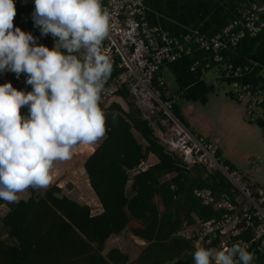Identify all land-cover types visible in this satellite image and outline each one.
I'll list each match as a JSON object with an SVG mask.
<instances>
[{"label": "trees", "instance_id": "trees-1", "mask_svg": "<svg viewBox=\"0 0 264 264\" xmlns=\"http://www.w3.org/2000/svg\"><path fill=\"white\" fill-rule=\"evenodd\" d=\"M15 10L16 15L28 13L18 0ZM3 75L0 84L11 83L19 90L9 72ZM116 96L120 99L100 101L106 134L82 162L100 211L92 213L87 203L58 193L60 187L53 183L42 192L30 188L16 203L0 200L7 205L0 215V264H193L196 247L180 230L197 218H217L222 211L202 203L194 190L206 187L215 198L224 194L231 200L239 197L237 190L218 169L187 166L160 142L125 90ZM20 111L26 116L28 109ZM171 111L185 125L175 102ZM148 154L155 159L146 163ZM221 162L234 167L227 159ZM125 228L145 242L135 257L128 259L116 246L102 252L105 239ZM262 260L256 253L251 264Z\"/></svg>", "mask_w": 264, "mask_h": 264}, {"label": "clouds", "instance_id": "clouds-1", "mask_svg": "<svg viewBox=\"0 0 264 264\" xmlns=\"http://www.w3.org/2000/svg\"><path fill=\"white\" fill-rule=\"evenodd\" d=\"M34 26L51 35V49L13 24L15 0H0V73H23L31 91L0 84V200L19 201L30 188L47 189L58 162L106 134L99 106L112 71L102 50L110 15L100 0H34ZM27 107V115L20 109ZM240 244L198 247L193 264H251Z\"/></svg>", "mask_w": 264, "mask_h": 264}, {"label": "built area", "instance_id": "built-area-1", "mask_svg": "<svg viewBox=\"0 0 264 264\" xmlns=\"http://www.w3.org/2000/svg\"><path fill=\"white\" fill-rule=\"evenodd\" d=\"M28 7V13L18 14L14 26L31 33L37 45L49 49L55 46L53 37L42 36L34 26L32 13L34 0H18ZM101 6L110 15V33L103 41L102 50L111 62L112 71L104 83L101 102L120 99L119 90H125L127 98L139 110L141 118L153 128L154 134L164 146L177 154L187 165L200 164L207 171L218 169L233 185L239 195L232 200L222 194L215 198L209 188H198L194 194L202 203L222 209L217 218H197L192 225H185L180 234L191 237L196 248L221 249L240 244L253 254L263 255L264 264V187H253L235 167L221 162L216 153L218 143L189 130L171 111L176 94L171 93L165 82L161 67L182 55H188L194 48L201 56L190 63L193 70L199 64L205 68L217 66L223 75L239 74L240 68L226 62L222 50L235 45L243 36H254L260 32L263 20L264 0H245L237 17L227 20L210 35L189 27L181 33H172L158 23H149L144 15V0H100ZM18 18L21 20L17 22ZM4 73V72H3ZM0 73V77H4ZM14 85L22 91L31 88L26 84V75L17 79L9 72ZM229 91L235 99H245L244 117L252 120V108L260 99L262 86H252L231 78ZM172 121L171 126H167ZM164 128V129H163ZM171 129V132H167Z\"/></svg>", "mask_w": 264, "mask_h": 264}, {"label": "crops", "instance_id": "crops-1", "mask_svg": "<svg viewBox=\"0 0 264 264\" xmlns=\"http://www.w3.org/2000/svg\"><path fill=\"white\" fill-rule=\"evenodd\" d=\"M244 3L245 0H144V15L149 23H158L172 33L193 27L210 35L227 20L237 17ZM260 16L263 20L260 32L243 36L235 45L222 50L226 62L240 68L239 74L223 75L220 68L199 64L191 70L192 60L201 56L197 48L161 67L168 89L176 94L174 102L187 128L216 141L219 155L243 173L253 187H264V92L261 101L252 108V120H246V101L230 94L228 81L234 78L257 86L264 80V10ZM120 232L110 235L114 237ZM111 246L126 252L117 243L105 247L104 242L105 251ZM138 251L128 259L134 258Z\"/></svg>", "mask_w": 264, "mask_h": 264}, {"label": "rangeland", "instance_id": "rangeland-1", "mask_svg": "<svg viewBox=\"0 0 264 264\" xmlns=\"http://www.w3.org/2000/svg\"><path fill=\"white\" fill-rule=\"evenodd\" d=\"M217 68V66H214ZM264 91H262L263 93ZM207 106V104L205 105ZM167 126H171L173 124L172 121H167ZM164 129V128H163ZM171 129H167V132H171ZM137 139L140 140L138 134L133 131ZM100 141V140H99ZM97 141V142H99ZM96 142V143H97ZM95 144H87L88 145V153L89 154ZM77 149V148H76ZM83 155L82 152H73L72 158L65 162H58L53 171V184H56L60 187V191L58 193L66 194L67 196L74 198L78 202H85L90 206V211L92 213L100 211V204L96 202L95 195L91 188L87 184L86 174L83 169V165L81 164L82 158L86 155ZM223 159V156H220ZM155 157L153 154H148L145 161L146 163L154 160ZM261 164V163H260ZM129 181H127L128 184ZM38 192H42L43 189H37ZM20 198H25L28 195V190L24 193L19 194ZM154 202L157 204L159 208H161L160 200L155 195L153 197ZM7 205L5 202L0 203V215L6 210ZM115 237V238H114ZM109 235L105 240V247L117 243L122 249L128 253V257H131L137 249H140V244H143L142 241H138V239H134L133 236L130 235V232L127 228L123 229L119 235L116 236ZM105 247H103L102 252L105 251Z\"/></svg>", "mask_w": 264, "mask_h": 264}, {"label": "bare ground", "instance_id": "bare-ground-1", "mask_svg": "<svg viewBox=\"0 0 264 264\" xmlns=\"http://www.w3.org/2000/svg\"><path fill=\"white\" fill-rule=\"evenodd\" d=\"M88 145L87 144H83V145H79L77 147V149L74 150V152L78 151V152H82L83 155L87 154L88 153Z\"/></svg>", "mask_w": 264, "mask_h": 264}, {"label": "water", "instance_id": "water-1", "mask_svg": "<svg viewBox=\"0 0 264 264\" xmlns=\"http://www.w3.org/2000/svg\"><path fill=\"white\" fill-rule=\"evenodd\" d=\"M14 22V21H13Z\"/></svg>", "mask_w": 264, "mask_h": 264}]
</instances>
